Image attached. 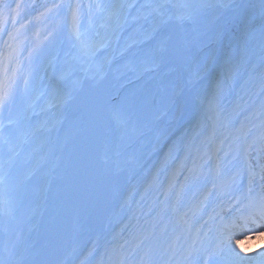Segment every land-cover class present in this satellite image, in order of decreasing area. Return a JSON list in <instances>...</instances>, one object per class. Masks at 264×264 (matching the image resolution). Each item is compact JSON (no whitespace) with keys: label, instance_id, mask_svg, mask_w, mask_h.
<instances>
[{"label":"snow or ice","instance_id":"1","mask_svg":"<svg viewBox=\"0 0 264 264\" xmlns=\"http://www.w3.org/2000/svg\"><path fill=\"white\" fill-rule=\"evenodd\" d=\"M264 5V0H262ZM8 5H0V11L8 9ZM66 7L69 18L66 21V28L73 51L69 54L73 61H82L88 65V70L93 67L103 71L110 67L117 58L124 59L131 49L137 47L146 40L154 38L158 33L165 31L167 36L161 41L167 43V50L174 55L182 69L188 70L190 75L202 78L206 73L212 71L215 65V57L212 54L196 56L192 49L200 44L199 36L206 30L205 10L214 7H228L226 4H211L208 0H96V2L83 4L81 0H64L55 3L52 8ZM87 8V14L82 12ZM50 10V9H48ZM196 25L197 39H191V33L184 27ZM255 26L249 22L241 36L247 44V38L255 32ZM6 32L8 40L4 41L5 49L9 51L0 52V111L9 103L13 102L17 94L18 85L22 81L24 92L27 93L32 78V72L27 73L18 67L19 60L15 52L12 51L10 40L15 37L6 29L0 30V38ZM260 63L252 65V69L258 68L257 76L260 81L261 93L264 94V16L259 23ZM34 52L38 55V50L28 49L29 60ZM254 54V52H253ZM133 55H135L133 53ZM155 62V57H152ZM245 63H251V57L234 59L226 56L220 65L214 81V89L220 88L221 77L228 74L247 71ZM127 66V65H125ZM195 73H192V68ZM252 77L250 76V79ZM41 94L38 93L37 99ZM138 99L132 95L122 101V107L127 111L129 119L136 115L138 110ZM254 118L259 122H253ZM231 125V128H230ZM224 129V140L228 141L227 157L232 155V160L228 164L235 163V171L228 169V181L233 191H239V196H234L228 203V208L240 213L238 219L245 225L249 222L264 223V99L261 100L259 109L244 117L243 120L233 124L231 120L221 125ZM14 131H5L0 123V143H3L12 150ZM251 137V139H249ZM224 140L221 143H224ZM255 153V155H253ZM223 173L217 163L216 177L221 178ZM247 178L246 187L243 186L244 178ZM31 177H26L30 179ZM257 180L259 184L257 185ZM17 178L14 173L12 156L7 160L0 159V216H8L14 213L12 199L6 194L9 188H16ZM260 189V195L253 196L256 187ZM221 188L224 187L222 181ZM215 181L212 189H216ZM211 190H206L204 200H208L212 195ZM217 212L209 219H216L214 244L207 247L201 245L187 254L185 264H264V249L257 254L246 252L240 247V239L233 243V236L237 235L231 229L237 227V217L226 220L222 213L225 212L224 201ZM250 231L247 239L261 235L258 231ZM243 235V233H239ZM195 257V259H193ZM0 264L7 262L0 260ZM150 264V261L147 262Z\"/></svg>","mask_w":264,"mask_h":264},{"label":"bare ground","instance_id":"2","mask_svg":"<svg viewBox=\"0 0 264 264\" xmlns=\"http://www.w3.org/2000/svg\"><path fill=\"white\" fill-rule=\"evenodd\" d=\"M262 236H263V235H262ZM256 242H257V241L244 240V241H242V242L240 243V245L246 244V245H248V248H249V247H252L253 245H255ZM256 246H257V247H255V248L252 249V250L248 249L247 252H249V253H253V254L255 255V254H257L261 249H264V243H263V244H261V243H260V244H257Z\"/></svg>","mask_w":264,"mask_h":264}]
</instances>
